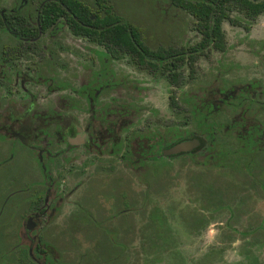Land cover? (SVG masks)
I'll return each instance as SVG.
<instances>
[{
    "label": "flooded vegetation",
    "instance_id": "obj_1",
    "mask_svg": "<svg viewBox=\"0 0 264 264\" xmlns=\"http://www.w3.org/2000/svg\"><path fill=\"white\" fill-rule=\"evenodd\" d=\"M160 1L165 26L151 33L131 21L125 0H0L3 264H222L217 247L206 262L187 257L173 211L179 230L196 234L226 214L242 243L231 264H264V209H252L264 203V71L225 60L222 27L262 14L241 22L231 7L219 47L200 44L201 18L189 7L210 0ZM188 166L203 174L185 204L192 216L159 200L163 178ZM96 178L115 182L102 204L111 222L79 216ZM89 224L119 248L107 241L102 255L99 239L80 233Z\"/></svg>",
    "mask_w": 264,
    "mask_h": 264
},
{
    "label": "rangeland",
    "instance_id": "obj_2",
    "mask_svg": "<svg viewBox=\"0 0 264 264\" xmlns=\"http://www.w3.org/2000/svg\"><path fill=\"white\" fill-rule=\"evenodd\" d=\"M126 1V7L128 10V17L133 21V23H136L137 25H143L146 26V29L151 31V33H156L161 30H163L164 27L160 26L159 24H162L165 26V24L162 22V18L160 16L161 13H159V17H157V12L155 11L156 2H161L160 0H125ZM236 15V14H235ZM233 13L230 14L231 17L235 16ZM158 21L160 22L158 24ZM223 31L225 33V40H226V52H225V60L229 62H235L241 64L243 67H249L250 69H256L259 67V71H264V65H258L259 62H264V14L259 16L257 19L252 21L248 24V27L246 24L241 25H233L229 22H225L222 25ZM248 29V31H247ZM216 58V54L209 55L208 61L214 62V59ZM258 63V64H257ZM255 72V70H252ZM258 72V70H256ZM191 166L184 167L180 169L176 173V175L173 177L172 174H170L169 178H163L169 180L166 184V188L160 189V191L163 190L161 194V198H159L160 202L165 206L170 205H176V210L185 209L184 211L189 213L192 216V213L188 211V209L185 208V204L187 203L189 196L190 199H194V195L191 193V183L193 182L194 178L196 179V176L203 175L200 171L190 168ZM5 171L0 172L1 179H4V181H7L5 175ZM206 175L207 173L203 172ZM214 177V172L212 174ZM157 177V174L151 173L146 176L152 180L154 177ZM211 177V176H210ZM212 178V177H211ZM154 180V179H153ZM166 180V181H167ZM22 180L18 178L17 185L14 186V188H19V184H23L24 182H21ZM222 184H218L217 181L215 182V188L219 189V187L222 189V187H225L224 182L220 181ZM85 193H90V197H85L82 201L83 207L86 209L88 208V213L80 214L81 221L85 222L87 218L91 217V219H94L96 216L99 218L100 214L102 217H109L111 222V215H114V213H110V204L107 206V209L102 206V204L109 203V200L107 198L108 195H110L113 191H115V182L113 180H108L105 182V178L100 181V178L92 179L90 183L86 187ZM102 194V198H96L99 194ZM94 195V196H93ZM1 198V197H0ZM256 204H252V209L255 208V206L260 207L261 209H264V203L260 200H256ZM95 204L98 205V208L95 207ZM249 210V208H247ZM95 213H98L99 215H95ZM117 214V213H116ZM172 216L175 220L176 225V232L178 233L177 239L181 240L182 243L185 244V242L189 243L188 246H185L182 248L183 252L187 254V257H192L195 255L194 259L197 262H206V258H208V255L204 253L208 248H215L217 247L220 249L224 255H223V261L222 264H231L235 263L236 261H239L238 258V249L240 245H242L241 242H235L234 240L237 238V229L234 226L233 222H231L232 227L231 228H225L224 227V221L226 218V214L218 215L213 222L209 225V227L203 232L198 233V230H193L192 232H196L195 234H192V232L187 231H180L179 230V222H178V213L172 212ZM121 215H118L115 217L116 219H119ZM95 220V219H94ZM109 222V223H110ZM190 224L193 223L190 221ZM188 225L187 230H192V226ZM95 225V224H94ZM183 226V223H182ZM107 227V226H106ZM235 227V228H234ZM99 228H95L93 225L86 226L85 228L80 229V233L83 237H92L93 239H99V243L97 246V249L103 248L104 251L101 252V254L106 255L107 252L105 251L107 241H110V243L115 244V248H119V243L117 242V237L111 232H104L98 230ZM235 230V232H234ZM154 231V230H153ZM158 231V230H157ZM154 231V232H157ZM4 230L0 229V264H3V259H8V257H11L8 249L10 247L9 240L7 238H4L3 235ZM166 232H164L162 229L160 230V235H165ZM3 236V237H2ZM61 238V237H60ZM192 238V239H191ZM187 239V240H186ZM191 239V240H190ZM83 241V238H82ZM162 245V244H161ZM173 245V244H172ZM263 252V251H262ZM112 254H115L113 252ZM4 256H6L4 258ZM166 257L162 255V258ZM239 259V260H238ZM261 262L264 263V254L261 257ZM85 262H82L84 264ZM97 260L91 262V264H96ZM98 264V263H97Z\"/></svg>",
    "mask_w": 264,
    "mask_h": 264
},
{
    "label": "trees",
    "instance_id": "obj_3",
    "mask_svg": "<svg viewBox=\"0 0 264 264\" xmlns=\"http://www.w3.org/2000/svg\"><path fill=\"white\" fill-rule=\"evenodd\" d=\"M189 7L193 14L201 18L200 29L205 33L200 44H210L214 40V45L220 47L223 38L221 22L224 16L227 18V11L235 7L242 15L239 19L241 22L244 19L252 20L264 13V0H210L208 5L198 2L197 5L192 4ZM203 15L207 17L202 18ZM129 39L131 41L130 37Z\"/></svg>",
    "mask_w": 264,
    "mask_h": 264
},
{
    "label": "water",
    "instance_id": "obj_4",
    "mask_svg": "<svg viewBox=\"0 0 264 264\" xmlns=\"http://www.w3.org/2000/svg\"><path fill=\"white\" fill-rule=\"evenodd\" d=\"M186 148H185V145H180V146H177L176 148H174L171 153L173 154H176V153H179V152H182V151H185Z\"/></svg>",
    "mask_w": 264,
    "mask_h": 264
}]
</instances>
